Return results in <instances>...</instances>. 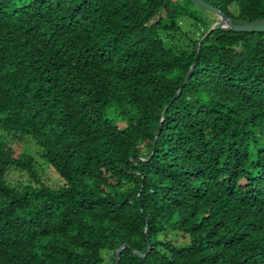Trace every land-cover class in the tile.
I'll return each instance as SVG.
<instances>
[{"label": "trees", "instance_id": "trees-1", "mask_svg": "<svg viewBox=\"0 0 264 264\" xmlns=\"http://www.w3.org/2000/svg\"><path fill=\"white\" fill-rule=\"evenodd\" d=\"M210 29L174 0H0V132L63 181L0 136V264H264V33Z\"/></svg>", "mask_w": 264, "mask_h": 264}, {"label": "rangeland", "instance_id": "rangeland-1", "mask_svg": "<svg viewBox=\"0 0 264 264\" xmlns=\"http://www.w3.org/2000/svg\"><path fill=\"white\" fill-rule=\"evenodd\" d=\"M182 7L186 8V10L191 13L193 16H201L204 14V16L210 21L211 27H215L219 24V19L216 16V14H213L212 12H208L199 6L195 5L194 3L187 2L186 0H174ZM235 8H233V11ZM181 28L184 32H187L189 37L191 39H197V34L201 32L202 28L198 30L194 29L192 26V21L189 18H184V20H180ZM0 136H4L8 139L9 145L12 147L15 156H19L21 154L28 153L32 155L35 159L36 166L38 169V174L41 178V180L48 186L52 188H59L63 185V181L58 177V175L54 172V170L48 166L44 161H42L39 157L38 149L36 148L34 142L27 137H23L21 140L18 138H14L12 134H5L0 132ZM13 139V140H12ZM15 180H26V176L22 175L20 173H15V177H13ZM174 239L173 236H170ZM178 244H181L180 242ZM103 257L105 258V263L110 264V255L107 254L106 251L102 252Z\"/></svg>", "mask_w": 264, "mask_h": 264}, {"label": "water", "instance_id": "water-1", "mask_svg": "<svg viewBox=\"0 0 264 264\" xmlns=\"http://www.w3.org/2000/svg\"><path fill=\"white\" fill-rule=\"evenodd\" d=\"M190 1L204 10L216 14V16L218 17L219 24L215 27H211L208 33L216 28L224 29L235 33H264V20L255 21V22H242V23L234 22L232 21V19L226 17L218 9L206 4L203 0H190ZM223 24H225L226 26ZM120 251L121 248L116 251V264L118 263V256L120 254Z\"/></svg>", "mask_w": 264, "mask_h": 264}, {"label": "bare ground", "instance_id": "bare-ground-1", "mask_svg": "<svg viewBox=\"0 0 264 264\" xmlns=\"http://www.w3.org/2000/svg\"><path fill=\"white\" fill-rule=\"evenodd\" d=\"M223 25H225V24H223ZM226 26V25H225Z\"/></svg>", "mask_w": 264, "mask_h": 264}]
</instances>
